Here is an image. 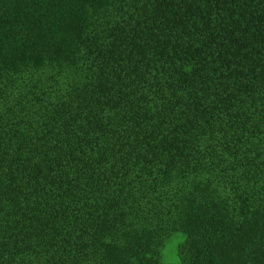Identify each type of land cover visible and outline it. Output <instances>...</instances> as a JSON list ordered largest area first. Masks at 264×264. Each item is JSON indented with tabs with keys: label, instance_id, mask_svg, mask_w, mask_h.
Listing matches in <instances>:
<instances>
[{
	"label": "trees",
	"instance_id": "16d2710c",
	"mask_svg": "<svg viewBox=\"0 0 264 264\" xmlns=\"http://www.w3.org/2000/svg\"><path fill=\"white\" fill-rule=\"evenodd\" d=\"M0 264H264V0H0Z\"/></svg>",
	"mask_w": 264,
	"mask_h": 264
},
{
	"label": "rangeland",
	"instance_id": "374dc122",
	"mask_svg": "<svg viewBox=\"0 0 264 264\" xmlns=\"http://www.w3.org/2000/svg\"><path fill=\"white\" fill-rule=\"evenodd\" d=\"M174 245V244H173ZM166 256L163 258L166 261H173L175 259V255H174V247H170L168 248V250L165 251Z\"/></svg>",
	"mask_w": 264,
	"mask_h": 264
}]
</instances>
